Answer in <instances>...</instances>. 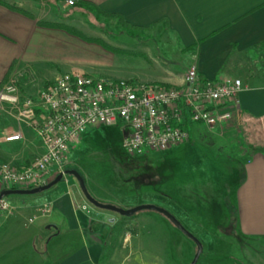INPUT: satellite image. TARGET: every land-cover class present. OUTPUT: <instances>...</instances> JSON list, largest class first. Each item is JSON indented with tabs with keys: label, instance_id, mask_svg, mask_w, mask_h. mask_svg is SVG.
Instances as JSON below:
<instances>
[{
	"label": "rangeland",
	"instance_id": "rangeland-1",
	"mask_svg": "<svg viewBox=\"0 0 264 264\" xmlns=\"http://www.w3.org/2000/svg\"><path fill=\"white\" fill-rule=\"evenodd\" d=\"M65 10L67 12L64 11L63 14L68 13L74 19L71 26L82 29L87 36L100 38L127 51L117 52L103 44L67 33L81 47H66L65 61L56 66L59 67L60 74L75 66L77 68L70 71L82 70L101 78H126L153 83L169 81L177 71L183 72L187 66L172 35L153 30L130 35L117 17L108 18L87 13L82 18L74 13V8ZM69 56L74 59L68 58ZM54 67V64L49 63L36 65L33 80L15 82L23 91L36 93L46 80L58 76ZM13 125V120L0 112V133L3 128ZM189 129L191 140L186 143L160 152L132 155L123 146V125L88 127L80 140L69 146L65 170L76 169L84 178L90 194L101 203L122 208L155 204L171 212L202 243L203 252L197 264H243L247 260L245 254L235 258L234 247L228 238H236L240 247L246 240L240 233H236V222L234 226L230 224L231 219L236 221L234 209L224 206L227 201L223 202L228 195L227 187L224 186L228 178L224 177V172L237 160L235 150L238 146L235 142L222 144L223 140L218 131L210 130L207 126L194 124ZM25 131L26 134L30 133L28 146L33 153L35 149L32 145L41 146L42 143L30 129L25 128ZM19 144L0 143V150H18ZM66 179H70L72 183H66ZM73 185L81 199L95 207L82 193L77 179L70 174L43 192L13 194L5 198L15 210L20 209L21 201L33 202L30 208L32 212L29 213L31 216L39 206L44 203L53 204L58 196L66 193L68 189L72 190ZM6 212L9 213V210ZM16 215L20 217L16 225H13L16 240L10 239L9 244L8 234L1 237L0 264H39L37 262L40 256L36 257V250L40 255L48 250L50 253L54 252L56 258H64L71 250L87 246L84 238L71 239L66 233L64 236H52L51 231L29 224V220L25 221L26 218L18 211ZM114 215L123 219L117 212ZM131 217L139 218L132 220L127 226L121 221L109 223L112 234H107L110 237L106 238L107 257L111 251L124 245L123 240L119 239L129 232L132 236L129 244L143 249L144 264L192 263L197 251L195 242L164 214L146 209ZM13 230L11 234L15 233ZM249 244L252 248L250 252L247 251V257H255L256 263L260 261L259 258L264 262V244L259 241H250ZM234 246L239 247L236 243ZM153 250L158 255H150ZM124 255L115 257V264L122 262ZM136 259L127 258L122 264H136Z\"/></svg>",
	"mask_w": 264,
	"mask_h": 264
},
{
	"label": "crops",
	"instance_id": "crops-1",
	"mask_svg": "<svg viewBox=\"0 0 264 264\" xmlns=\"http://www.w3.org/2000/svg\"><path fill=\"white\" fill-rule=\"evenodd\" d=\"M5 1L16 8L0 3V88L12 78L18 81L26 79L27 82V79L33 80L34 67L43 63L54 64V71L57 69L60 74L56 66L65 61L66 47L73 45L79 49L81 45L73 41L68 31L42 23L71 25L74 19L68 13L63 14L65 9L74 8V13L82 18L87 15L84 9L68 5V0ZM83 1L106 13L119 15L132 25H156L153 31L175 37L187 66L183 72L177 71L169 81L160 82L182 83L191 67H195L203 79L240 78L243 81L242 91L229 103L233 119L214 130L218 131L222 144L235 142L238 146L235 150L237 160L224 172V177L228 178L224 183L228 195L223 202L227 201L229 204L224 206L234 209L236 225L242 236L264 238V0ZM76 68L72 66L70 70ZM31 89L34 90L33 87ZM29 135L27 133L25 140L18 142V150H0V159L16 168L28 165L43 151L39 144H35L32 145L35 152H31ZM58 174L54 173L48 181ZM66 183L71 184L72 181L66 179ZM12 187L0 180V192ZM73 187L50 204L51 211L47 215L42 214L41 205L29 216L33 202L28 201H21L20 209L11 208L9 213L0 210V239L8 234L9 244L10 239L16 240L13 225L20 219L16 215L18 211L26 218L25 221L29 220V224L51 231L52 236H64L66 233L71 239L78 237L86 241L87 246L71 250L64 258H56L53 251H43L44 255H40L36 250V257L40 256L39 264H115V257L120 258L127 250L124 260L136 257V264H144L143 249L129 244L132 240L129 232L119 239L125 246L111 251L109 257L105 247L106 238L112 234L110 222L121 221L127 226L139 217L120 215L123 216L121 219L114 215V211L93 207L81 199L75 185ZM84 203L89 205V212L79 208ZM12 230L14 234H11ZM149 254L158 255L155 250Z\"/></svg>",
	"mask_w": 264,
	"mask_h": 264
},
{
	"label": "built area",
	"instance_id": "built-area-1",
	"mask_svg": "<svg viewBox=\"0 0 264 264\" xmlns=\"http://www.w3.org/2000/svg\"><path fill=\"white\" fill-rule=\"evenodd\" d=\"M75 0H68L74 5ZM10 79L0 88V112L14 125L0 133L1 143L23 141L25 128L41 141L43 151L16 168L0 159V180L9 186L33 188L65 171L69 146L88 127L123 125V146L132 155L160 152L191 140L194 124L216 130L233 119L229 103L243 89L240 78L203 79L188 69L182 83L101 78L75 70L59 74L36 93L25 92ZM89 212L87 203L79 206ZM4 198L0 210H10ZM42 214L51 211L44 203Z\"/></svg>",
	"mask_w": 264,
	"mask_h": 264
},
{
	"label": "water",
	"instance_id": "water-1",
	"mask_svg": "<svg viewBox=\"0 0 264 264\" xmlns=\"http://www.w3.org/2000/svg\"><path fill=\"white\" fill-rule=\"evenodd\" d=\"M73 175L80 186V189L82 191V193L84 194V196L86 197V199L95 207L101 208V209H106V210H110V211H114L117 212L123 216H131L133 214H135L138 211L141 210H156L161 212L162 214H164L167 218L170 219V221L177 226L185 235H187L188 237H190L196 244L197 246V251L195 254V257L192 261L191 264H197L200 255L203 252V245L200 242V240L194 236V234H192L190 231H188L184 225L176 218L175 215H173L171 212H169L168 210L159 207L155 204H142V205H138L136 207H132V208H122L119 207L117 205L114 204H105V203H101L100 201H98L97 199H95L89 192L86 182L84 180V178L82 177V175L76 170V169H66L63 172H60L53 180L48 181L45 184L39 185L37 187H33V188H9V189H4L0 192V201L2 199H4L5 197L9 196V195H13V194H36V193H40L43 192L45 190L50 189L51 187H53L54 185H56L57 183H59L60 181L63 180L65 175Z\"/></svg>",
	"mask_w": 264,
	"mask_h": 264
},
{
	"label": "trees",
	"instance_id": "trees-1",
	"mask_svg": "<svg viewBox=\"0 0 264 264\" xmlns=\"http://www.w3.org/2000/svg\"><path fill=\"white\" fill-rule=\"evenodd\" d=\"M0 3L4 4L6 6L12 7V8H16L15 6L10 5L5 0H0ZM74 5L84 9V11L86 13H96L98 16H105V17H108V18L117 17L119 19V22L128 31V33L130 35H132V34L136 35L138 32H144V31H147V30H153V28L156 27V25H152L150 27H139V26L132 25V24L128 23L123 17H121L119 15L110 14V13H106L104 11H101L96 6H94L91 3H88L87 1L75 0ZM42 24L43 25H48V26L60 27V28H62L64 30L68 31L69 33L74 34V35H76V36H78V37H80L82 39H85V40H88V41H94V42H97L99 44H103L105 47H108L109 49L117 51V52L127 51V50H121L120 48H116V47L108 44L107 42H105L104 40H102L100 38L87 36L83 31H81L78 28H76L74 26H71V25L57 24V23H48V22H43ZM128 52H130V51H128ZM12 188H17V187L13 186ZM232 215H233V213H232ZM234 215H235V213H234ZM235 222H236L235 219H231L230 220V224H233V226L235 225ZM236 233L237 234L239 233L238 228L236 229ZM242 237L244 238V240H246L244 245H242V247H240L238 245L239 242L233 236L232 237L230 236V238H228V240L231 242V245L234 247L233 256L236 258V257L242 256L243 253H244L245 257L247 258V260L244 261L243 264H246V263H249V264H264L263 260L260 259V258L258 259V261L260 260V261H262V263L260 261L258 263H256L255 260H257V259L255 257L252 258L253 256H251L250 259L247 257V251L250 252V249L252 248V246L249 244L250 241H259V242L264 244V238H260V237H249V238H246L244 236H242ZM235 243L237 244V246H239V247H237L238 250H236L237 248H236V246H234ZM260 252H261V250H260Z\"/></svg>",
	"mask_w": 264,
	"mask_h": 264
}]
</instances>
